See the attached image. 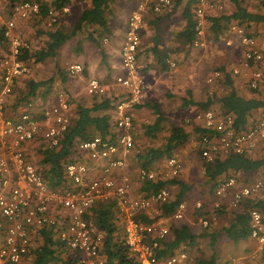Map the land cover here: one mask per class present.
<instances>
[{"label":"built area","instance_id":"obj_1","mask_svg":"<svg viewBox=\"0 0 264 264\" xmlns=\"http://www.w3.org/2000/svg\"><path fill=\"white\" fill-rule=\"evenodd\" d=\"M230 0H196L192 10L195 38L191 46L203 45L207 14L220 11ZM249 1V0H244ZM263 1L264 0H259ZM173 0H137L130 11L119 49L120 72L112 81L115 93H108L111 87L96 77H90L86 93L90 96L110 97L112 104L115 135H95L81 141L79 151H85L87 158L99 161V171L90 177V167L82 161L65 165L67 184L61 188L48 185L38 167L29 161L24 152V143L40 135L48 148L59 146L63 133L70 125V99L61 91L57 93V104L43 111V119L38 121L27 110L18 117L6 112V104L13 94L16 80L29 73L26 61L21 59L30 43L16 31L17 20H28L40 13V4L35 0L13 2L12 15L3 24L2 35L8 48L0 53V264H17L31 250L33 242L30 232L43 226L56 229L58 239L77 256V264H104L101 253L103 237L95 233L85 219L87 210L97 201H113L124 233V242L134 257L136 264H198L180 250L172 254L160 255L162 244L170 232L168 220H180L185 216L186 204L181 201L168 216L161 214L160 205L171 198L167 186L156 191L132 197L131 180L128 175L115 176L114 171L126 166L124 156L134 149L133 120L131 109L144 102L149 88L138 65L140 33L148 12L160 14L169 9ZM67 11V7L63 8ZM57 12L49 8L46 15L52 22ZM226 45L234 43L241 49L240 65L233 67L230 75H240L246 79L247 87L257 91L264 84V38L246 32L238 24H231ZM171 67L173 61L167 60ZM80 62L68 64L65 74L70 77L84 73ZM221 70L210 73L205 82L212 86L224 74ZM197 127L207 132L199 135V151L205 162L229 154L250 156L256 149L264 154V116L259 117L242 129L234 126V117L221 111L204 110L195 116ZM121 154V155H120ZM167 171L139 168L138 179L157 180L176 177L181 164L171 156L166 160ZM94 169V168H93ZM233 177L219 178L214 189V206L220 207L225 199L227 205L235 208L244 197L252 196L262 188L260 180L236 188ZM157 205L158 208H154ZM197 207L200 203L197 202ZM52 209L54 213L51 212ZM147 213L148 220L140 218ZM250 237L264 242V225L260 212L250 211ZM204 226L207 220H203ZM48 264H62L51 262ZM221 264H244L235 259H227Z\"/></svg>","mask_w":264,"mask_h":264},{"label":"rangeland","instance_id":"obj_2","mask_svg":"<svg viewBox=\"0 0 264 264\" xmlns=\"http://www.w3.org/2000/svg\"><path fill=\"white\" fill-rule=\"evenodd\" d=\"M136 1L137 0H117V2L112 5L114 15L110 16V32L102 34L94 33L97 42L91 41L88 36H86V32L88 33V31H90L88 30L82 33L81 41L78 42L76 36H73L63 43L58 49L56 56L53 58H48L42 62L27 60L26 64L29 68V73L27 77L22 78V83L33 81L43 84L44 89H50L48 98H53L54 95L63 91L71 97L72 102L81 105H93L101 101V98L97 96H88L89 98L84 96V90L90 77H96L103 83L108 84L111 87L108 93H113L114 90L111 85L112 79L118 72L119 67L118 44L122 35V24L123 20L127 19L130 11L134 8ZM83 5L84 0H72L68 4L67 11L58 12L56 14L54 22L44 13L36 17H31L28 20H17L16 31L20 37L30 43L32 50L42 48L48 40V32L53 31L58 26H63V28L67 30L71 29L70 27L74 25L77 14L81 11ZM12 6V0H0V27L10 19L12 15ZM181 11L182 5L178 7L172 6L161 14H151L146 18V28L150 31H148V33H142V36L145 35L144 41H150V39L156 35V38L159 37L158 39H160L161 42H173V45H169L174 47L172 49L174 52H172L173 55H171V57L176 62L177 68L176 71H171L169 67L165 68L154 64L151 69L145 65L140 66L139 70L144 75V79L147 82L158 81L148 90L149 92L144 99V101H146L135 111L133 120L134 151L138 149L142 150L147 146H160L163 144L165 138L169 135V128L171 125L184 128L189 133L188 138L184 144L173 150L171 156H174L182 167L175 179L182 181L188 186V190L181 200L186 204V213L180 220H168L169 226L180 227L182 225H187L193 233L198 235L193 246L188 247L186 253L193 261L198 258L214 256L217 264H221L227 259H235L244 264H264V260L258 257L261 250V242H259V240L252 238L253 240L251 241L247 240L246 242L233 243L227 238L224 228L229 224L232 213L238 210L242 203L235 208H231L227 205V207L224 206L221 210H217L214 206L216 200L214 189L211 188L212 184L203 174L202 163L204 159L199 153V135L194 130V128L198 126L195 120L196 114L206 109L197 105L184 104L194 96L193 93H189V91H191L190 83L193 81L197 82L196 87L199 86L197 91L200 92L199 95H195L196 97H194L196 101H204L208 97L213 96H222L228 90L225 86V78L223 79L222 77L221 79H217L211 87L206 85L205 80L207 76L215 70H221V68L231 70L233 68L231 66H238L241 53L236 46L226 45V41L230 37L229 33H227V25L229 23L221 22L222 29L219 34H215L211 29V21L209 19H207L203 45L201 47L192 48L188 44L183 43L182 39L176 36L177 31L182 29L185 25V21L181 17ZM223 11L226 13L228 9L225 8ZM222 12H214L213 15H219ZM152 19H156L157 22L155 24L148 22ZM251 31L254 33V30ZM255 32L264 35V29ZM142 41L141 38V44ZM4 44L5 43L0 44V47L1 50L6 51V44ZM139 49H141V46ZM141 51L142 50H140V52ZM226 51L229 52L230 58L228 56L229 54L226 55ZM226 56L227 58H225ZM229 59H232V64H229ZM74 62L82 63L85 72L74 77L67 76L65 74V69L68 64ZM155 75L158 78H156ZM43 87L40 86L41 90H43ZM262 88H264V84L261 86L260 90H264ZM27 90L28 83L25 88H20L18 90L14 89L16 102H21L26 99ZM257 92L258 91H256V93ZM48 98L47 100H49ZM262 98H264V96ZM47 104L44 105V107H47ZM148 104L158 105L161 113L166 119L162 130L158 131L156 134L157 136L153 138L145 136L142 132L144 125L153 123L155 119V113ZM208 109L216 112L221 111L219 105L216 103L212 104ZM261 116L263 115L256 114L253 120L255 121ZM256 156L258 158H264V154L262 153ZM129 157L133 160L134 152H132ZM166 160L167 157H164L154 163L153 170H155L157 174L167 171ZM132 165L138 167L135 163ZM233 178H235L237 185L240 184L239 186L236 185V188L260 180L263 186L254 196L263 195L264 172L262 169L258 172L250 173L249 175L240 174L239 176V174H237L233 176ZM164 179L171 178L167 177ZM167 187L170 191L171 199L174 198L180 190L179 186L176 184H169ZM225 199L226 198L223 200L225 201ZM197 202L200 203L199 207L196 206ZM154 208H158L157 205ZM203 220H207L206 226H204ZM170 237L171 231L166 240H169ZM212 240H214L213 243Z\"/></svg>","mask_w":264,"mask_h":264},{"label":"trees","instance_id":"obj_3","mask_svg":"<svg viewBox=\"0 0 264 264\" xmlns=\"http://www.w3.org/2000/svg\"><path fill=\"white\" fill-rule=\"evenodd\" d=\"M13 2L18 0H12ZM40 4V13L46 14L49 8H53L57 13L62 12L64 7L72 0H35ZM235 5V10L227 14L224 9L217 11L222 12L219 15L213 13L207 14V19L211 21V29L215 34H219L222 29V23L238 24L250 32L252 27L258 25L264 26V2L259 0H231ZM251 1V2H250ZM253 1V2H252ZM117 0H84L81 11L77 14L74 25L70 30L58 26L53 31L47 33L48 40L42 48L23 52L21 59L24 61L32 60L42 62L48 58H53L60 46L76 36L78 42L81 41L82 33L97 42L95 34L110 32V16L114 15L112 5ZM196 0H173V7L182 5V17L185 20L184 28L179 32V38L183 43L191 46L195 38L194 23L192 19V10ZM249 3V4H248ZM227 14V15H224ZM1 40L4 41L2 30L0 32ZM96 44V43H95ZM157 52V51H156ZM160 52L159 56L165 58V52ZM163 58V60H164ZM222 71V70H221ZM224 72L225 86L227 91L222 96L208 97L204 101H194L189 99L186 105H197L203 109H208L212 104H218L221 112L231 114L234 117V126L242 129L254 122L249 119L250 114L255 109H264V98L250 97L246 98L238 93L232 85L230 76ZM40 84L33 81L28 82L27 97L34 95L35 90ZM115 93V92H113ZM112 93V94H113ZM114 95V94H113ZM102 97L101 101L91 106L78 104L76 106L75 118L63 133L59 146L57 148L45 147L41 150V160L39 164L40 173L48 185L52 188H61L66 185L65 165L73 161H82L78 145L81 141L91 139L95 135L107 136L115 135V124L113 113H104L112 107L114 97ZM148 106L155 113L153 123L144 125L143 134L147 137H156L157 132L162 130L165 117L156 104ZM102 112V113H97ZM195 132L201 135L207 132L206 129L195 127ZM189 133L182 127L171 125L169 135L165 138L164 143L160 146H147L144 149L135 150L134 158L140 168L154 169V163L164 157H170L173 150L184 144ZM135 146V145H134ZM200 153V151H199ZM201 155V154H200ZM203 174L212 184L211 188L215 189L219 178L233 177L239 173H255L262 169L264 172V158H252L245 154H229L222 158H217L213 162L202 163ZM142 181V191L148 193L156 191L163 186L176 184L180 190L174 198L160 205L161 214L170 215L181 202L188 186L182 181L174 178ZM241 206L232 213L229 224L224 228L228 239L233 243L245 241L250 237V211L260 212L264 222V193L260 196L244 197L240 201ZM239 203V204H240ZM227 207L226 201H223L217 210ZM239 206V205H238ZM237 206V207H238ZM85 219L91 224L95 233H101L103 237L101 253L104 256V264H136L134 257L128 251L124 242V233L121 227L120 219L115 211L114 205L107 201L97 200L86 212ZM148 220V218L143 217ZM149 221V220H148ZM171 237L162 244L160 255L172 254L177 250L187 253L188 247L193 246L195 239L198 237L187 225L171 226ZM33 246L28 254L17 264H48L58 262L62 264H77V256L71 252L67 246L61 242L56 233V229L43 226L32 229L30 232ZM200 236V235H199ZM214 240H212L213 243ZM262 257L264 259V242L262 244ZM198 264H217L214 256L208 258H198Z\"/></svg>","mask_w":264,"mask_h":264},{"label":"crops","instance_id":"obj_4","mask_svg":"<svg viewBox=\"0 0 264 264\" xmlns=\"http://www.w3.org/2000/svg\"><path fill=\"white\" fill-rule=\"evenodd\" d=\"M224 8L228 9L227 14H230V13H232L235 10V5L230 0V1L225 2ZM181 13H182V11H181ZM151 14H153V13L148 12L146 14L145 19H144V25H143L142 30H141V33H140V45H139V48L141 46V49H138V54H137L138 65L139 66L145 65V66H147L148 68L151 69L153 67L152 65L154 64V65H159L160 67H165V68L166 67H169V69L171 71H176V68H177L176 67V62L171 57V55H173L172 52H174V51H172V49L174 48V47H172V45L174 44L173 42H169V41L168 42H166V41H162L161 42L160 39H158L159 37L156 38V35H155V37H153L152 39H150V41H144L145 35L142 36V33H148V31H150L148 28H146V26H147L146 18L148 17V15H151ZM155 15H158V14H155ZM181 17H182V14H181ZM148 22L155 24L157 21H156V19H152L151 21H148ZM125 23H126V20L124 19L123 20V24H122L123 29H121L122 30V35H121V37L119 39V44H118V59H119V49H120L121 41H122V38H123V33H124V30H125ZM184 26L182 27V29L184 28ZM2 29H3V25L0 27V32H1ZM182 29H180L179 31H177V33H176V36L177 37H179V32ZM262 29H264V26H262V25H258L256 27L254 26V27L251 28V30H254V33H253V31H250L248 33L249 34L256 35V36L261 37V38H264V37H262L264 35H260V34H258V33L255 32V31L259 32ZM0 37H1V35H0ZM141 38L143 40L142 41V44H141ZM2 43H5V42L3 40H1V38H0V44H2ZM169 44H172V45H169ZM175 44L177 46V43L176 42H175ZM168 45L171 46V47H169ZM231 46H236L238 48V50L240 51V53H241V49L237 46V44L234 43ZM5 48H6V51H3V50H1V47H0V53L7 52L8 51V48H7L6 45H5ZM192 48H194V47H192ZM140 50H142V51L140 52ZM158 51L165 52V58L163 57L164 60H163L162 56H159L160 55V52H158ZM228 54H229V52L226 51V55H228ZM228 56H229V58L231 57L230 54ZM225 58H227V56ZM168 59L170 61H173L175 63V66L174 67H171L168 64V62H167ZM240 61H241V55H240ZM232 62L233 61L231 59L229 61V64H232ZM239 65H240V62L238 64V66ZM231 67H235V66H231ZM221 70L222 71L229 72L230 69L229 70H226L224 68H221ZM84 72H85V70H84ZM118 72H120V66L118 67ZM157 73H154V74L158 75ZM150 74H151V72H150ZM27 76H28L27 74L26 75H23V76L19 77L16 80V84H15V89L16 90H18L20 88H25L26 87L28 81L26 83H22V78H25ZM156 78H158V77L156 76ZM223 79H224V76H223ZM152 80H155V79H152ZM230 80L232 81V85L238 91V93L240 95L246 97V98H250V97L262 98L264 96V90L258 89L257 90L258 91L257 93H256V91L252 92L247 87L246 79L244 77L240 76V75H230ZM157 81L158 80H155L154 82H152V81L147 82L149 88L146 91V95L149 92L148 90H150L152 88V86L157 83ZM196 83L197 82H195V81H193L192 83H190L191 84L190 85L191 91H189V93H193L194 94V96L192 97V99L194 101H196L194 97H196L200 93V92L197 91V89H198L199 86L196 87V85H197ZM0 84H1V81H0ZM23 86H25V87H23ZM40 86L43 87V84H40L38 86V88L35 90L34 95H31L30 97H28L27 99H25V100H23L21 102L20 101L19 102H16V100H15V92L13 91V94L10 96V98L8 99V102L6 104V112H7V114L10 115V116L18 117L21 112L27 110V111H29L31 113V115L33 117H35L38 121L41 122V120L43 119V111H44V109H46L47 107H50L52 105H56L57 104V98H56V95H54L53 98H51V97L48 98V94L50 92V89H48V88L44 89V87H43L42 88L43 90H41ZM262 89H264V88H262ZM259 91H260V93H259ZM27 92H28V90H27ZM84 96H86V97L89 96L90 97V95H88L86 93V88L84 90ZM47 98L49 100H47ZM100 98H102V97H100ZM69 99H70V110H69L68 113L70 114V124H71V122L73 121V119L76 117L75 116V111H76V106L78 105V103L72 102L71 101L72 100L71 97H69ZM78 101H79V99H78ZM46 104H47V107L46 106L44 107V105H46ZM145 104H147V103H145ZM140 105L141 104L136 105V106H134L131 109L132 120H134L135 111H136L137 108L140 107ZM188 105H189V103H188ZM86 106H91V105H86ZM112 109L113 108L107 109L106 110V113H109V112H112L113 113ZM104 113H105V111H104ZM256 114H261V115L264 116V109H255V110H253L251 112V114H250L249 119L252 120L254 118V116H256ZM45 147L46 146L44 144V141L42 140V138H41L40 135H37L34 139L29 140V141H26L24 143V152H25V155H26L27 159L29 161H31L32 163H34L38 168H39V164H40V160H41V156H42L41 155V150L44 149ZM79 152H80V155H81V157L83 159L82 162H85L90 167L91 175H89V176L92 177L93 175H95L99 171V165L101 163L99 161H95L93 159L87 158L88 156H87V153L85 151H79ZM260 153L263 154L262 150L256 149L255 152L250 155V157H252V158H258L256 155L257 154L259 155ZM130 154L124 156V158L126 160V166H125V168L118 169L117 171H114L113 174L115 176H117V177L118 176H121V175H125V174L128 175L130 177V180H131L130 195L132 197H137V196H140V195L145 194V192L142 191V185H143V183L138 179V176H137V172H138V170H139L140 167L138 166L136 160H134V157H133V160L130 159V157H129ZM134 163L138 167L133 166L132 164H134ZM240 174H247V175H249L250 173H239V176H240ZM66 184H67V182H66ZM239 185L240 184H238L237 186H239ZM100 201H102V200H100ZM107 202H110V203H112L114 205L113 201H110L109 200ZM54 210L55 209H52L51 212L54 213ZM143 217H146L147 218V213L144 214V215H141L140 218H143ZM253 239H252V237H249L247 240L248 241L249 240L251 241ZM247 240H245V241H239V242H246ZM262 244H263V242H261V250H262ZM261 250H260V253H259L258 257L261 258L262 260H264L263 257H262Z\"/></svg>","mask_w":264,"mask_h":264}]
</instances>
